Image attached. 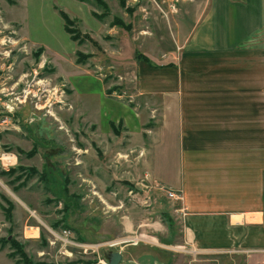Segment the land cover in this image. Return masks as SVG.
<instances>
[{"label": "rangeland", "instance_id": "rangeland-1", "mask_svg": "<svg viewBox=\"0 0 264 264\" xmlns=\"http://www.w3.org/2000/svg\"><path fill=\"white\" fill-rule=\"evenodd\" d=\"M103 1L106 7L94 0H0V38L12 40L0 42V264H19L10 255L13 241L34 264H110L117 253L119 264H247L240 254L165 249L181 242V225L167 211L179 201L167 197V187H151L138 165L141 152L128 150L129 136L118 126L120 115L128 119L124 108L136 113L130 85L137 68L127 64L140 62L137 52L173 61L206 0ZM64 14L81 41L66 31ZM115 17L124 24L115 25ZM117 40L140 50L127 57L124 48L118 64L110 58ZM112 132L126 136L121 147ZM67 224L77 238L103 247L68 258L48 243L45 229ZM27 227L39 228L41 238L39 231L27 238ZM154 233H164L161 242L148 236ZM132 237L140 242H125Z\"/></svg>", "mask_w": 264, "mask_h": 264}, {"label": "crops", "instance_id": "crops-1", "mask_svg": "<svg viewBox=\"0 0 264 264\" xmlns=\"http://www.w3.org/2000/svg\"><path fill=\"white\" fill-rule=\"evenodd\" d=\"M204 5L173 61L142 51L150 62L127 64L137 68L136 113L124 108L128 119L120 115L118 126L128 150L143 154L138 165L151 187L183 195L167 209L181 225V242L165 249L264 264V0ZM117 43L114 61L125 58L124 48L127 57L140 50L130 40ZM134 115L144 116L139 123ZM123 137L114 135L113 145ZM164 233L148 236L161 242Z\"/></svg>", "mask_w": 264, "mask_h": 264}, {"label": "built area", "instance_id": "built-area-1", "mask_svg": "<svg viewBox=\"0 0 264 264\" xmlns=\"http://www.w3.org/2000/svg\"><path fill=\"white\" fill-rule=\"evenodd\" d=\"M11 36L14 35L15 38H17L18 33L17 32H12L10 33ZM2 38V37H1ZM0 38V42L4 45H6V43L11 42L10 39L11 37L9 36H4L3 39ZM8 38V40H7ZM18 39V38H17ZM2 54L6 53V52H1ZM33 93V92H31ZM30 92L25 93L26 97L27 95H31ZM28 95V96H29ZM34 95V94H33ZM143 154L141 153V156ZM165 193L167 195V197L170 200L173 201H182L183 200V195L175 190H172L170 188H165ZM147 206H149V202L146 204ZM181 210H177V212H179ZM46 231L48 232L46 239L48 241V243L52 246H60V248L63 251V254L66 255L68 258L73 257L75 255V253L73 252V250H80L83 251L84 253H87L89 250L94 249V247H103V244L101 245H93L92 243H89L87 241H83L80 240L79 238H77L75 236V234L67 228L61 229V230H55L52 229L50 227H45ZM39 231L38 233V238L35 237V232ZM25 236L27 238H34V239H40L41 238V233L39 228L38 229H34L33 227L26 229L25 232ZM125 242H130V243H134L135 245H137L140 242V239H136V238H130V239H126ZM123 241V243H125ZM106 244V243H105ZM108 245L111 246H117L116 244L112 245L111 243H109ZM105 264V263H104Z\"/></svg>", "mask_w": 264, "mask_h": 264}, {"label": "trees", "instance_id": "trees-1", "mask_svg": "<svg viewBox=\"0 0 264 264\" xmlns=\"http://www.w3.org/2000/svg\"><path fill=\"white\" fill-rule=\"evenodd\" d=\"M80 1H83V2H90L92 0H80ZM96 2H98L99 5H101L102 7H106V4L103 0H94ZM122 4L124 5L125 4V0H121ZM122 5V6H123ZM95 17L97 18H103V17H106V14H103V16H100L98 14H94ZM64 19L66 21V31L71 34V37L74 41H81V33L78 32V30H73L72 29V26H73V21H71L67 15L64 14ZM114 23L115 25H123V21L122 19L118 18V17H115L114 18ZM139 61H150L145 55L137 52V57H136ZM83 59H85V56L84 54L82 55L81 53L78 55V60L77 62L78 63H82L84 62ZM34 152V151H32ZM31 152V153H32ZM20 168L18 169H14V170H10L9 172H1L2 175H11L12 173L16 172L17 170H19ZM32 176L37 174V171H35V169H32ZM70 209V208H69ZM68 212V211H67ZM66 216H68L67 214H65ZM65 216V221L67 220V217ZM68 225V224H67ZM66 228H70V226L68 225ZM80 240H83L85 241L84 238L80 237ZM7 240H5L6 242ZM45 241V240H43ZM15 243V246L13 247L12 249V254L11 257H16L17 260H18V263L19 264H34L30 258H28V256L23 252L22 250V246L18 243H16V241H13ZM2 245L1 246H5V243H1Z\"/></svg>", "mask_w": 264, "mask_h": 264}, {"label": "water", "instance_id": "water-1", "mask_svg": "<svg viewBox=\"0 0 264 264\" xmlns=\"http://www.w3.org/2000/svg\"><path fill=\"white\" fill-rule=\"evenodd\" d=\"M113 261L110 262V264H119L121 261V253L114 254Z\"/></svg>", "mask_w": 264, "mask_h": 264}, {"label": "bare ground", "instance_id": "bare-ground-1", "mask_svg": "<svg viewBox=\"0 0 264 264\" xmlns=\"http://www.w3.org/2000/svg\"><path fill=\"white\" fill-rule=\"evenodd\" d=\"M145 259V258H144ZM149 261V260H148Z\"/></svg>", "mask_w": 264, "mask_h": 264}]
</instances>
